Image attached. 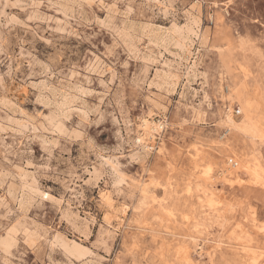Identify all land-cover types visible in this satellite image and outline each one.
Wrapping results in <instances>:
<instances>
[{
	"label": "rangeland",
	"instance_id": "rangeland-1",
	"mask_svg": "<svg viewBox=\"0 0 264 264\" xmlns=\"http://www.w3.org/2000/svg\"><path fill=\"white\" fill-rule=\"evenodd\" d=\"M263 163L264 0H0V264H264Z\"/></svg>",
	"mask_w": 264,
	"mask_h": 264
},
{
	"label": "bare ground",
	"instance_id": "bare-ground-1",
	"mask_svg": "<svg viewBox=\"0 0 264 264\" xmlns=\"http://www.w3.org/2000/svg\"><path fill=\"white\" fill-rule=\"evenodd\" d=\"M166 12V11H165ZM187 13V12H186ZM191 13V12H190ZM164 14V13H163ZM168 14V13H167ZM211 15V14H210ZM113 18V17H112ZM190 18V17H189ZM114 19V18H113ZM186 19V18H185ZM217 21H218V26H219V28L218 29H220V26H221V24H223V22L225 21V19H224V17L222 16V15H220L219 13L217 14ZM189 20V19H188ZM188 22V21H187ZM122 23V22H121ZM201 23V18L199 17V15L198 14H192V16H191V19H190V21L188 22V24L186 25V26H180V27H175V25H174V27L175 28H173L172 30H171V32L170 33H167L166 35H161L160 36V31L158 32L159 33V37L158 38H155L154 37V39H152L151 41L154 43V44H157V45H160V46H165V43H164V41L165 40H169L170 42H171V44L172 45H174L175 47H177V49L179 50V55H185V58L188 60V58H190L191 57V49L190 48H186L185 46L187 45V44H189V45H192L193 43H194V41H195V36L198 38V40L200 41V42H207L210 38H209V33H206V32H204V31H201L200 30V24ZM108 24H109V22H108ZM123 24V23H122ZM121 24V25H122ZM118 26V25H117ZM129 26V25H128ZM177 26V25H176ZM123 27V26H122ZM144 27H145V25H144ZM168 30V29H167ZM118 31V30H117ZM120 31V30H119ZM118 31V32H119ZM134 31V30H133ZM155 31V30H154ZM153 31V32H154ZM122 32H124V31H122ZM152 32V33H153ZM125 33V32H124ZM136 33V32H135ZM146 33V32H145ZM164 33V32H163ZM126 34H127V32H126ZM142 35H143V33H141ZM148 34V33H147ZM150 34V33H149ZM162 34V33H161ZM128 35V34H127ZM126 35V36H127ZM151 35V34H150ZM147 36V35H146ZM154 36V35H153ZM213 36V35H212ZM125 38V37H124ZM141 38H142V36H141ZM148 38V37H147ZM150 39V38H149ZM128 44V43H127ZM170 44V45H171ZM205 45V44H204ZM131 46V45H130ZM167 46V45H166ZM165 46V48L166 49H168V47H166ZM170 49V48H169ZM170 51V50H169ZM236 51V50H235ZM137 52V51H136ZM231 51H229V53H230ZM137 54V53H136ZM231 54V53H230ZM239 54V53H238ZM144 55V54H143ZM153 55V54H152ZM232 56H230V57H228V58H226V59H228L229 60V58H231V57H233V53L231 54ZM149 56V55H148ZM140 57V56H139ZM144 57V56H143ZM147 57V56H146ZM153 57V56H152ZM222 57V59L224 58V55H222L221 56ZM151 58V57H150ZM154 58V57H153ZM141 59V58H140ZM149 59V58H148ZM146 60H147V58H146ZM151 60V59H150ZM222 62H223V64L224 65H228L229 63L227 62V60H225V58L223 59V60H221ZM246 62V61H245ZM148 66V65H147ZM149 68V67H148ZM148 72V71H147ZM197 72H196V66L195 65H193V64H191V65H189V64H187V67H186V73H185V75L186 76H192V77H194V76H196L197 74H196ZM143 75V74H142ZM205 76V75H204ZM145 78V77H144ZM142 79H143V77H142ZM188 80V79H187ZM189 81V80H188ZM142 82H144V81H142ZM190 82V81H189ZM166 83H167V81H166ZM169 83V82H168ZM188 83V82H187ZM44 85V84H43ZM45 87L46 86H44L43 88L45 89ZM40 89H42V88H40ZM37 90H39V89H37ZM43 91V90H42ZM231 91V90H230ZM61 93V92H60ZM52 94V93H51ZM184 94V93H183ZM182 94V95H183ZM38 95V94H37ZM54 95V94H53ZM185 95V94H184ZM61 96V95H60ZM54 97V96H53ZM56 97V96H55ZM54 97V98H55ZM67 97V96H66ZM65 97V98H66ZM40 99H41V97H40ZM57 100V99H56ZM73 100H75V99H73ZM44 102H45V100H43ZM55 101V100H54ZM59 101V100H58ZM60 101H62V100H60ZM70 101H71V98H69V101H68V104H70ZM186 101V100H185ZM179 102V101H178ZM39 103H40V101H39ZM62 103L64 104V102L62 101ZM71 103L73 104V102L71 101ZM193 104V103H192ZM45 105H47V104H45ZM71 105V104H70ZM70 105H68V106H70ZM188 105V104H187ZM58 106V105H57ZM61 106H63V105H61ZM60 106V107H61ZM54 107H55V105H54ZM49 108V107H48ZM50 109V108H49ZM55 109H57L56 107H55ZM54 109V110H55ZM66 109H68V108H66ZM60 110H62V109H60ZM56 111V110H55ZM69 111V110H68ZM67 111V112H68ZM151 111V110H150ZM63 112V111H62ZM65 112V111H64ZM58 113V112H57ZM86 113V112H85ZM62 114V113H61ZM53 115V114H52ZM47 116V115H46ZM49 116H50V114H49ZM60 116V115H59ZM229 116V120L231 121V119H232V114H231V112H230V114L228 115ZM56 117H57V115H56ZM63 117V116H62ZM162 118V117H161ZM48 120V119H47ZM46 121V120H45ZM57 121V120H56ZM59 121V120H58ZM43 122V121H42ZM60 123L61 122H63V121H59ZM47 123V122H46ZM60 123H58L59 125H60ZM54 125H56L55 123H53ZM64 124V123H63ZM44 126V125H43ZM140 130L138 131V133H137V136H136V138H135V141H136V143H137V145L140 147V149L142 150V151H144L145 153H148L151 149H153V146H154V144H152L150 141H152L157 135V133L158 134H160V129H165L166 127H168L169 126V120H168V117H166V116H164V118L162 119V120H159L158 122L157 121H155L154 120V112L153 111H151V112H149L148 113V115H146V116H143L142 118H141V123H140ZM46 127V126H45ZM51 127V126H50ZM58 128H59V126H57ZM61 127H62V125H61ZM225 137V136H224ZM224 137L222 138V140H224ZM164 139V138H163ZM222 143V142H221ZM224 145H229V142H228V140H224ZM161 144V143H160ZM161 150V149H160ZM202 153V152H201ZM247 156V155H246ZM201 156H195V158H194V160H196L197 162H196V165L198 166L199 165V161H200V158ZM251 157H253V156H251ZM207 158V157H206ZM255 158V157H254ZM257 158V157H256ZM256 158H255V160H256ZM247 159V158H246ZM204 160V159H203ZM237 160V159H236ZM254 160V159H253ZM231 160H229V162H230ZM234 161H235V159H234ZM257 161H258V159H257ZM256 161V162H257ZM204 162V161H203ZM210 162V161H209ZM239 162V161H238ZM211 163H213V162H211ZM237 163V162H236ZM241 163H242V161H241ZM248 163H249V161H248ZM251 163V162H250ZM253 163H255V162H253ZM195 164V163H194ZM243 164V163H242ZM264 164V163H263ZM213 165H215V164H213ZM247 165V164H246ZM257 165V164H256ZM197 166H195V167H197ZM206 167H207V165H205ZM233 166V165H232ZM232 166H231V168H232ZM220 167V166H219ZM236 167H237V169H238V165L236 164ZM240 167V166H239ZM242 167V166H241ZM226 168V167H225ZM225 168H219V170H218V173H219V176L221 177V178H226L227 177V175H226V170H225ZM235 168V167H234ZM233 168V169H234ZM259 168H261V165L259 166ZM214 169V167L212 166V165H209L208 166V168H206V173L208 174V173H210L212 170ZM233 169H231V170H233ZM249 169H250V167H249ZM235 170H236V168H235ZM255 170V171H254ZM253 170V174L254 175H258V173H256V171H257V169H254ZM263 170H264V168H263ZM228 171V170H227ZM98 169H95V171H94V173H93V175H94V177L96 178H94L95 179V181L97 180V181H99L100 180V177H99V174H98ZM236 172H238V171H236ZM92 173V172H91ZM205 173V174H206ZM230 173V172H229ZM233 173V172H232ZM240 173V172H239ZM246 173H249V172H246ZM251 173V172H250ZM211 174V173H210ZM239 175V174H238ZM209 176V175H208ZM207 176V177H208ZM102 177V176H101ZM251 177V176H250ZM205 178V177H204ZM255 178V177H254ZM253 178V179H254ZM210 179V178H209ZM229 176H228V181H229ZM235 179V178H234ZM92 180V179H91ZM90 180V181H91ZM193 180V179H192ZM226 180H227V178H226ZM230 181H231V179H230ZM141 182H143L142 180L140 181V183ZM189 183V182H188ZM142 184H144V183H142ZM192 184V183H191ZM95 185V184H94ZM97 185V184H96ZM193 185V184H192ZM190 187V186H189ZM212 187H213V185H212ZM212 187H210L213 191H212V193H213V197L215 198V194H214V189H217L215 186L212 188ZM189 189V188H188ZM142 190H143V192H146L147 191V187H145V186H143L142 187ZM192 191V190H191ZM188 192V191H187ZM222 196V195H221ZM220 195H219V197H221ZM100 197H101V199H102V201L105 203V205L108 207V209H110V210H114V211H116V210H118V208L116 207V204H115V202H116V198H114V196H113V192L112 191H109V190H102L101 192H100ZM211 199V198H210ZM215 203H219V201H217V199L215 198ZM220 202H221V200H220ZM214 203V204H215ZM214 204H212V205H214ZM123 206H122V211H126V209H127V206L128 205H125V204H122ZM110 212V211H109ZM215 212V211H214ZM66 220L69 222V223H71L72 225H74V226H76V225H78L77 224V222H79V218H75L72 214H70V213H68L67 215H66ZM64 218V219H65ZM108 218H106V220H107ZM105 220V221H106ZM124 220V219H123ZM86 226H90V220L89 219H87V220H85L84 222H83ZM108 226L109 225H111L112 223L108 220ZM243 227V226H242ZM127 228V227H126ZM242 229V228H241ZM245 230V229H244ZM249 230V229H248ZM243 231V230H242ZM109 232V231H108ZM234 231H232V233H233ZM244 232V231H243ZM109 233H111V231L109 232ZM111 236V235H110ZM208 236V235H207ZM206 236V237H207ZM236 236V235H235ZM200 237V236H199ZM240 237V236H239ZM99 238H100V240L101 239H103V232L101 231L100 233H99ZM114 238V237H113ZM197 238V237H196ZM210 238V237H209ZM235 238V237H234ZM251 238V237H250ZM211 239V238H210ZM213 239V238H212ZM211 239V240H212ZM239 239V238H238ZM217 240V239H216ZM216 240H214L215 242H214V245H216V247H218V245H219V243L220 242H216ZM102 241V240H101ZM105 241H107V240H105ZM184 241V240H183ZM183 241H181V242H183ZM198 241V240H197ZM195 242V241H194ZM201 242V241H200ZM213 242V241H212ZM104 243V242H103ZM199 243V242H198ZM221 243H222V241H221ZM249 243H251V242H247V245L246 246H253V245H251V244H249ZM188 244H189V242H188ZM200 245V244H199ZM203 245V244H202ZM103 246H105V245H103ZM189 246V245H188ZM219 246H221V245H219ZM241 246H243V245H241ZM257 246V245H256ZM199 247H201V246H199ZM255 247V246H254ZM189 248V247H188ZM187 248V249H188ZM215 248V247H214ZM219 248V247H218ZM247 248V247H246ZM250 248V247H249ZM108 249V248H107ZM196 249V248H195ZM195 249H194V251H195ZM262 249V248H261ZM110 250V249H109ZM108 250V251H109ZM191 250V249H190ZM197 250V249H196ZM247 251H249V250H247ZM246 251V252H247ZM245 252V253H246ZM252 252V251H251ZM212 253L213 252H210L209 254H211L212 255ZM248 254V253H247ZM262 255V254H261ZM186 256L188 257V259H189V262L190 261H192L193 262V260H194V257H192L193 255H192V253L191 252H186ZM253 256H256V255H253ZM257 257V256H256ZM255 258V257H254ZM187 262H188V260H187ZM250 263V262H249ZM198 264V263H197Z\"/></svg>",
	"mask_w": 264,
	"mask_h": 264
}]
</instances>
